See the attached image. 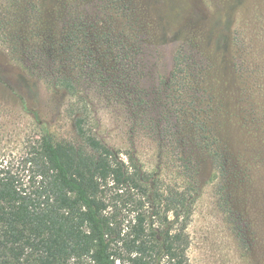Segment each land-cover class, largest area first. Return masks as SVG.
Returning a JSON list of instances; mask_svg holds the SVG:
<instances>
[{
    "label": "rangeland",
    "instance_id": "rangeland-1",
    "mask_svg": "<svg viewBox=\"0 0 264 264\" xmlns=\"http://www.w3.org/2000/svg\"><path fill=\"white\" fill-rule=\"evenodd\" d=\"M0 33L23 75H0V162L34 130L22 99L75 139L65 74L105 144L191 185L190 264H264V0H0Z\"/></svg>",
    "mask_w": 264,
    "mask_h": 264
},
{
    "label": "trees",
    "instance_id": "trees-1",
    "mask_svg": "<svg viewBox=\"0 0 264 264\" xmlns=\"http://www.w3.org/2000/svg\"><path fill=\"white\" fill-rule=\"evenodd\" d=\"M1 74L23 76L7 61ZM182 76L172 80L182 84ZM52 79L51 89L70 100L75 139L59 138L21 100L34 130L19 157L0 162V264H190L191 185L155 177L131 152L110 148L75 81Z\"/></svg>",
    "mask_w": 264,
    "mask_h": 264
}]
</instances>
